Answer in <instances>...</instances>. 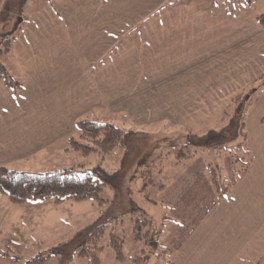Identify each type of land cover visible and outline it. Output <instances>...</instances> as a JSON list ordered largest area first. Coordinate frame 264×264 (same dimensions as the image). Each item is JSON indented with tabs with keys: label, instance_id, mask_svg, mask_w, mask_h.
<instances>
[{
	"label": "crops",
	"instance_id": "0c3cea01",
	"mask_svg": "<svg viewBox=\"0 0 264 264\" xmlns=\"http://www.w3.org/2000/svg\"><path fill=\"white\" fill-rule=\"evenodd\" d=\"M118 3L27 0L7 54V65L21 87L14 91L0 79V165L40 172L73 168L74 161L68 165L61 159L75 151L69 139L76 134V121L85 116L98 118L95 113L101 110L109 116L124 113L138 126L165 121L189 127L191 122L211 118L218 109L208 90L216 93L213 86L219 93L238 90L240 81L255 68L243 66L247 45L223 38L215 41L222 27L217 22L210 25L208 51L206 45L188 44L175 57L178 45L158 42L153 46L145 40L139 54L135 44L129 58L120 54L117 59L123 47L117 45V31L123 26L117 24V15L125 11ZM109 4L115 6L107 8ZM241 7L245 6L235 0H211L210 12L216 20L219 11ZM175 14L179 16L177 9ZM177 28L192 33L189 40L198 38L196 23H179ZM244 29L251 37L249 25ZM258 39L264 40V30ZM139 63L151 72L141 75L155 83L139 85L131 79L141 72ZM153 63L163 65L154 67ZM122 67L133 69V75L118 71ZM208 84L213 86L207 89ZM255 99L245 117L248 168L237 172L239 178L224 196L215 192L203 215L188 216L191 221L173 237V264H253L259 258L264 264V91ZM102 213L91 199L14 203L0 194V264H25L29 256L47 253ZM50 257L49 264H58V256L57 262Z\"/></svg>",
	"mask_w": 264,
	"mask_h": 264
},
{
	"label": "rangeland",
	"instance_id": "374dc122",
	"mask_svg": "<svg viewBox=\"0 0 264 264\" xmlns=\"http://www.w3.org/2000/svg\"><path fill=\"white\" fill-rule=\"evenodd\" d=\"M136 1L120 0L118 3L119 9H125V11L117 15V24L123 25L122 30L117 31V45L121 43L123 46L121 52L117 54V59L120 58V54L122 58H129L130 50L135 44H138L139 54L145 40L151 41L153 46L158 42L178 45L179 50L175 57L188 44L206 45L208 51L210 25L217 22L222 27L218 28L219 36L215 38V41L223 38L224 41H241L247 45L249 53L244 56L246 61L243 66L248 65L255 68L251 70L249 78L240 81L238 90L227 89L225 93H219L217 86L208 84L207 89L210 86L216 87V93L210 90L207 92L215 99L218 109L212 111L211 118L202 119L198 123L191 122L189 127L173 126L165 121H158L147 127L138 126L124 113L109 116L102 110L95 113L98 118L83 117L109 121L127 132L126 147H115L104 155L96 151L85 155L71 151L72 153L63 155L61 159L68 165L74 161L75 164L72 167L75 169L87 170L100 164L110 174V185H104L100 191L104 202L100 205L95 201L97 206L104 211L103 215L107 220L104 232L97 242L101 246L96 251L99 264H167L170 258L169 253H163L162 256L161 252L167 250L166 248L170 249L173 245V237L176 233L179 235L185 224L191 221L188 216L194 219L199 218L214 198L215 191L206 168L207 164L215 169L220 186L229 187L232 181L239 178L237 163H242L247 159L246 151L242 152L243 145L237 146L236 140L231 141L226 147L211 145L200 148L197 142L203 140L190 137L189 134H205L208 130H218L232 114L233 109L239 105L247 110V114L249 108L255 105V97L264 91V40L258 39L260 30H264V25L258 20V16L264 13V0H235L245 7L234 9L231 12L229 9L221 10L216 20L210 12L211 0H162L160 3H149L148 0L135 3ZM215 1L219 3L225 0ZM127 2L128 5H123ZM113 6L115 4H109L107 8ZM176 9L179 11V16L175 14ZM20 17L23 20V16ZM179 23L191 26L196 23L195 32L198 38L189 40V35L192 33L179 31L177 28ZM244 25H249L252 32L251 37L244 29ZM255 25L257 27L253 29ZM192 55L189 53L188 57ZM77 57L75 54V60ZM150 57L156 58L152 54ZM118 64L130 66L123 63ZM162 65L153 63L154 67H162ZM139 69L141 72L137 73L135 79L131 78L132 80L138 82L139 85L144 83L152 85L156 82V80H150V76L141 75L145 72L151 75L150 70L141 63H139ZM118 71H122L127 76L133 75V69L128 70L126 67ZM117 81L127 80L116 79ZM110 83L114 86V79H111ZM253 88L257 90L254 91ZM246 95L247 98H245ZM187 141L191 143L189 144L190 149L199 148V152L191 158L180 160L172 152L167 153L172 147ZM238 156L242 158L237 159ZM77 163L81 165L77 166ZM145 173H150L152 181L144 187ZM136 206L142 209L150 220L152 236L149 242L134 238L133 224L140 212L129 210ZM182 209L185 211L180 213ZM111 231L123 238L121 249L124 258L122 260H118L115 250L111 245H107ZM80 240L73 241L65 247L64 257H68L75 243ZM73 251L72 263L67 264H81L87 260L78 256L75 250ZM50 258L57 262L55 255ZM43 264H49L48 260L45 259Z\"/></svg>",
	"mask_w": 264,
	"mask_h": 264
},
{
	"label": "trees",
	"instance_id": "16d2710c",
	"mask_svg": "<svg viewBox=\"0 0 264 264\" xmlns=\"http://www.w3.org/2000/svg\"><path fill=\"white\" fill-rule=\"evenodd\" d=\"M26 2L27 0H2L0 4V79L14 91L20 89L21 83L13 76L7 65V54L12 47V40L19 32L22 22L20 16ZM258 20L264 25V13L258 16ZM247 95L245 98H247ZM248 105L250 104L248 103ZM246 111L242 105H239L233 109L232 114L228 116L223 126L218 130H208L205 134L190 133L189 135L190 137L203 140L202 142H197L200 148L211 145L214 147H226L231 141L236 140L235 144L237 146L243 145L242 152L246 151L247 159L242 163H237L238 172H243L248 168L250 160L249 152L245 147L244 117ZM261 121L264 122V116ZM75 132V136L69 139L70 146L73 150L84 155L94 151L104 155L115 147L127 146V132L122 131L109 121H99L87 117L78 119L75 124ZM189 144H191L189 141L181 143V145L172 147L167 153L172 152L180 160L191 158V156L199 152V148L190 149ZM239 158H242V156L237 157V159ZM206 168L215 192L218 196H224L228 192L229 187L220 186L215 169L212 166L207 164ZM145 175L144 187L152 181L150 173H145ZM109 177L110 174L100 164H96L87 170L62 167L54 171L43 172L15 169L2 164L0 165V194H6L9 200L14 203L52 198L56 202L66 199L75 201L91 199L101 205L104 199L101 198L100 191L104 185H110ZM129 211L140 212V215L135 217L133 224L134 238H141L149 242L152 236L149 218L137 206ZM103 213L79 229L71 238L52 246L45 254H37L30 257L26 260V263L43 264L45 259L55 255L58 256V264H67L72 260L73 250H75L78 256L87 259L88 264H99L96 251L101 246L97 242L104 232L107 221ZM78 239H81L80 242L75 243L74 249H71L67 258L64 257L65 247ZM122 243L123 238L121 236L112 231L109 233L107 245H111L115 250L118 260L124 258L121 249ZM166 249L160 255L163 256V253H169L170 256L171 250L169 248ZM167 264H173L170 258ZM253 264H261L260 258Z\"/></svg>",
	"mask_w": 264,
	"mask_h": 264
}]
</instances>
